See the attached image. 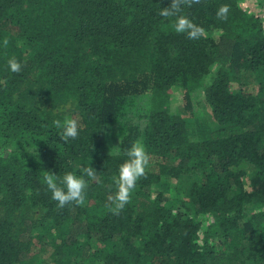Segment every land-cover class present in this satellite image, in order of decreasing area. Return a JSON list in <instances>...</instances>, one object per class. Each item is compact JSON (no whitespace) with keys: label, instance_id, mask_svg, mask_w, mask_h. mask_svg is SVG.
<instances>
[{"label":"trees","instance_id":"obj_1","mask_svg":"<svg viewBox=\"0 0 264 264\" xmlns=\"http://www.w3.org/2000/svg\"><path fill=\"white\" fill-rule=\"evenodd\" d=\"M168 3L0 0V264H264V6L201 0L183 10L204 29L189 40L159 15ZM221 5L227 20L216 18ZM13 56L19 73L8 69ZM174 86L188 111L201 88L210 120L173 113ZM144 94L143 142L156 168L113 215L111 178L137 134H118L110 150L105 129L127 96ZM69 100L79 133L65 143L52 123L65 117L52 110ZM88 165L99 182L84 205L58 208L44 172L81 175ZM167 179L183 199L159 190ZM31 207L61 230L54 247L35 248Z\"/></svg>","mask_w":264,"mask_h":264},{"label":"clouds","instance_id":"obj_2","mask_svg":"<svg viewBox=\"0 0 264 264\" xmlns=\"http://www.w3.org/2000/svg\"><path fill=\"white\" fill-rule=\"evenodd\" d=\"M201 0H169L165 7H161L159 15L165 19L172 20V27L178 34H185L189 40H198L204 36V29L195 24L183 14L184 8H191L199 4ZM230 9L228 5H221L216 10L218 20H227ZM9 40H3L6 48ZM8 69L11 72L19 73L21 63L13 56L7 60ZM4 84L7 81H3ZM53 125L59 130L58 136L67 143L70 139H76L79 133V122L74 117H65L63 120H53ZM127 159L118 168V174L112 176L115 192L109 197V203L105 206L113 215L119 213L130 202L131 195L136 188L137 181L146 175V168L149 165V154L144 145L133 142L130 148L125 150ZM81 175L72 172L65 173L62 177L55 173L45 171L42 182L51 193V199L57 202L58 208H63L69 203L83 206L85 203L86 189L91 182H99L97 172L91 166L81 167Z\"/></svg>","mask_w":264,"mask_h":264},{"label":"rangeland","instance_id":"obj_3","mask_svg":"<svg viewBox=\"0 0 264 264\" xmlns=\"http://www.w3.org/2000/svg\"><path fill=\"white\" fill-rule=\"evenodd\" d=\"M248 1H245L247 3ZM260 4L264 6V0H259ZM222 63L225 65L226 61L221 60ZM221 65V63H220ZM219 66V63L215 64L214 67H212V71L216 69V67ZM211 75H208L205 78V84L208 83L209 77ZM250 88L255 91L256 85L254 82L249 83ZM169 97H170V106L171 109H173V113H179L182 114L185 118H187L188 122H190L192 116L195 115L196 118L200 119H209L210 120V111L208 108V105L204 101L203 96V90L201 88L197 89L195 92L192 93L190 105V110H186L184 108L185 103L182 98V90L178 86H174L169 91ZM74 102L72 100H69L68 102H65L61 105H58L57 107L53 108V112L63 115L64 117H73L75 116V110H74ZM43 103L40 102L39 107H43ZM48 105H46V109H48ZM150 108V95L144 94V95H131L127 96L119 110V112L116 115L115 120L111 121V124H109L108 128L105 129V132L111 134V138H109L106 142V146L108 149L112 150L115 148L116 143L119 144V135H123L124 132L129 134L133 132L134 134H137V137L135 138V141H139L144 145L143 142V129L147 123V114ZM116 126L119 127V132L116 131ZM129 130V131H128ZM113 132L116 134L115 137H113ZM123 132V133H122ZM149 165L146 169L156 168L155 161L151 157H149ZM252 168L250 166H247L245 168V176L244 181L246 182V185L250 184V174H251ZM168 185L166 188H160L159 190L163 191V194L167 197H173L175 195L179 196L181 199H183V194H179L178 192H175L174 190V184L175 181L172 179H167ZM93 183V182H91ZM25 218H27L32 225V235H34V243L35 248L38 246H52L54 247L59 243V235L61 233V230L52 228L49 224L42 222V213L43 211L39 207H31L26 210ZM3 215L2 210L0 209V219ZM95 247L91 246V252H94ZM34 261V260H32ZM27 264V262L22 263Z\"/></svg>","mask_w":264,"mask_h":264}]
</instances>
